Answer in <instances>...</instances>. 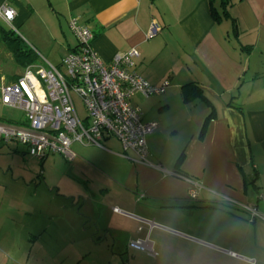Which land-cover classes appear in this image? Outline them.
I'll use <instances>...</instances> for the list:
<instances>
[{
  "label": "crops",
  "instance_id": "1",
  "mask_svg": "<svg viewBox=\"0 0 264 264\" xmlns=\"http://www.w3.org/2000/svg\"><path fill=\"white\" fill-rule=\"evenodd\" d=\"M215 3L218 20L211 0H0L16 11L12 24L0 22L22 32L39 66L61 68L77 51V19L104 62L135 49L131 71L153 86L169 81L165 94L131 101L144 123L158 124L146 164L124 157L115 138L73 144V161L50 155L29 181L1 163L0 264H23L25 236L27 264H250L259 229L230 211L264 214V0L237 2L228 17ZM191 83L200 95L186 100ZM0 152L27 154L16 143L0 142ZM233 222L238 233L227 232ZM149 232L157 258L128 247Z\"/></svg>",
  "mask_w": 264,
  "mask_h": 264
},
{
  "label": "built area",
  "instance_id": "2",
  "mask_svg": "<svg viewBox=\"0 0 264 264\" xmlns=\"http://www.w3.org/2000/svg\"><path fill=\"white\" fill-rule=\"evenodd\" d=\"M15 16L11 7H0V17L8 24H12ZM70 29L79 47L63 61L61 68L29 67L16 81L1 78V104L22 111L24 117L21 122H0V142L25 146L28 154L41 161L50 155L73 161V144L102 147L106 138H115L123 146L124 157L133 152L138 163L146 164L147 138L158 129V124L144 123L141 110L133 107L131 101L137 95L145 98L163 95L168 83L153 86L130 70L139 56L137 50L106 63L93 48L95 34L91 29L77 19L70 22ZM157 34L158 28L153 26L151 35ZM74 96L84 104V118L78 113ZM195 195L193 191L192 196ZM114 211L122 213L117 208ZM250 212L264 221V214L255 209ZM142 222L149 225L150 231L157 226L154 221ZM128 247L151 258L159 255L150 232L146 239L132 241Z\"/></svg>",
  "mask_w": 264,
  "mask_h": 264
},
{
  "label": "rangeland",
  "instance_id": "3",
  "mask_svg": "<svg viewBox=\"0 0 264 264\" xmlns=\"http://www.w3.org/2000/svg\"><path fill=\"white\" fill-rule=\"evenodd\" d=\"M2 25H5V27L7 26L3 20H1ZM7 28V27H6ZM9 29V28H8ZM19 36H22V32L16 30L15 31ZM232 33V32H231ZM231 36L233 37V35L231 34ZM20 67L17 66L12 58V55L10 54V52L8 51L7 47L2 43H0V76L2 77H12L13 75H15V73L19 74L21 73V71L19 72ZM74 101H75V105L77 107L78 113L80 115V117L84 118L86 115V111H85V107L83 102L77 98L76 96H74ZM0 117H3L7 120H12L15 122H21L23 120L24 114L22 111L14 109L12 107H5L0 103ZM158 130V129H157ZM156 130V131H157ZM19 146L22 150H26L27 148L25 146L22 145H17ZM28 152V151H27ZM3 155H0V165L2 162H4L5 164H10L15 166L14 169H16L15 174L17 176V178L25 180V181H29L32 178V174L34 172H37V176L41 175V172L43 171V167L44 164L42 163L41 160H38L37 158H34L33 156H31L30 154H19L18 156L15 155H5V153L0 152ZM194 188H192L193 190ZM28 196V195H27ZM197 198V197H196ZM196 198H193L190 196V199L192 201H195ZM238 209L236 210H232L230 211L231 213H234L237 217H241L243 216V218H245L244 220L250 222L252 226H257L259 229V233L260 235L257 234H251V236L256 237L257 239L259 238L260 241H258L259 243V249L256 250V252L254 251L251 254H254V258H244V260L250 264H264V221L259 219L258 217H256L253 213H251L250 211L253 210L252 207H249L248 205H243V204H239L237 205ZM237 208V207H236ZM257 210V209H256ZM245 211V212H243ZM246 212H248L249 214H247ZM8 213V212H4L1 215ZM259 214L262 215V213L260 211H258ZM16 212L14 213H9V215L7 217L10 218L9 221H7L8 225L11 226V224H14L13 221L11 220L14 219V217H16ZM3 222H6V220L4 219ZM247 223V222H246ZM241 228V225H239L236 222H233L232 224L228 223L227 226V232H231L230 230H233L234 232H239ZM262 236V238H261ZM28 241V238L25 236V244H23L22 246H19V254L21 255V257H27L29 255V252L32 250L31 246H28V244H26ZM132 242V241H131ZM256 248H253V250ZM228 255L234 258H239L236 254L228 251ZM22 257V259L24 260L23 264H27L25 259ZM11 259V258H10ZM13 260L16 261L17 260V254L13 257Z\"/></svg>",
  "mask_w": 264,
  "mask_h": 264
},
{
  "label": "trees",
  "instance_id": "4",
  "mask_svg": "<svg viewBox=\"0 0 264 264\" xmlns=\"http://www.w3.org/2000/svg\"><path fill=\"white\" fill-rule=\"evenodd\" d=\"M240 1L243 0H218L219 5L222 9L221 15L226 17L230 16V8ZM215 2L216 0H211L212 13L218 20L220 18V13L218 12ZM0 40L12 55L15 64L19 66L23 70V72L29 67L39 66V55L30 46H28L13 30L6 28L2 24H0ZM165 83H168L169 86V81H166ZM184 90L187 91L186 100H190V95L194 97H198L200 95V87L197 84H187L184 86ZM0 122L7 121H5L4 119H0ZM16 144L18 145V143Z\"/></svg>",
  "mask_w": 264,
  "mask_h": 264
},
{
  "label": "snow or ice",
  "instance_id": "5",
  "mask_svg": "<svg viewBox=\"0 0 264 264\" xmlns=\"http://www.w3.org/2000/svg\"><path fill=\"white\" fill-rule=\"evenodd\" d=\"M9 15H11V13H9Z\"/></svg>",
  "mask_w": 264,
  "mask_h": 264
}]
</instances>
